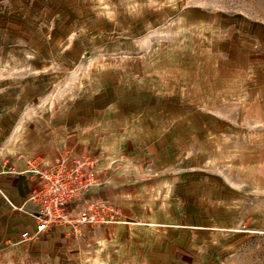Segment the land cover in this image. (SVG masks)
I'll use <instances>...</instances> for the list:
<instances>
[{"label": "rangeland", "instance_id": "1", "mask_svg": "<svg viewBox=\"0 0 264 264\" xmlns=\"http://www.w3.org/2000/svg\"><path fill=\"white\" fill-rule=\"evenodd\" d=\"M185 62L208 129L191 151L206 165L193 206L207 207L192 264H264V0H0V65L60 93L91 67L178 77Z\"/></svg>", "mask_w": 264, "mask_h": 264}, {"label": "crops", "instance_id": "2", "mask_svg": "<svg viewBox=\"0 0 264 264\" xmlns=\"http://www.w3.org/2000/svg\"><path fill=\"white\" fill-rule=\"evenodd\" d=\"M186 63L178 77L170 64L91 67L66 93L0 65V164L22 171L17 154L50 163L64 149L87 153L97 176L89 200L114 205L120 216L79 234L54 226L21 241L23 230L34 231L28 196L38 181L4 174L0 264H192L193 233L207 229L193 218L206 217L207 207L202 214L200 189L193 206L192 180L202 179L206 165L193 162L191 151L208 129L192 112L197 69Z\"/></svg>", "mask_w": 264, "mask_h": 264}, {"label": "built area", "instance_id": "3", "mask_svg": "<svg viewBox=\"0 0 264 264\" xmlns=\"http://www.w3.org/2000/svg\"><path fill=\"white\" fill-rule=\"evenodd\" d=\"M16 159L24 161V169L18 171L2 162L0 178L20 173L38 181V187L28 196L36 208L30 213L34 231L23 230L21 241L33 239L54 226H65L79 234L84 227H100L120 220L114 205L88 198L89 190L97 182L96 161L89 154L64 149L50 163L35 155L17 154Z\"/></svg>", "mask_w": 264, "mask_h": 264}]
</instances>
